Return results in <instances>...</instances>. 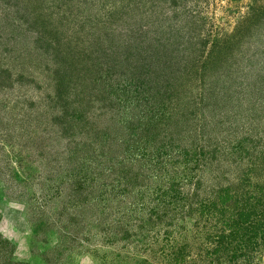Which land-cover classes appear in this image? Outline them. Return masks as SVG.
<instances>
[{"label": "rangeland", "instance_id": "374dc122", "mask_svg": "<svg viewBox=\"0 0 264 264\" xmlns=\"http://www.w3.org/2000/svg\"><path fill=\"white\" fill-rule=\"evenodd\" d=\"M0 264H264V0H0Z\"/></svg>", "mask_w": 264, "mask_h": 264}]
</instances>
